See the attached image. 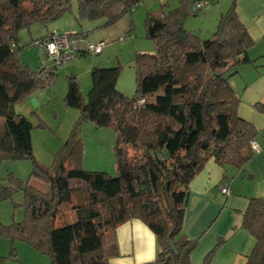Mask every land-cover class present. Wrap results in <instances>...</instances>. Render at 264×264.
<instances>
[{"label":"trees","instance_id":"obj_1","mask_svg":"<svg viewBox=\"0 0 264 264\" xmlns=\"http://www.w3.org/2000/svg\"><path fill=\"white\" fill-rule=\"evenodd\" d=\"M209 1L194 0L203 5L194 9V4L192 10L197 14ZM141 2L77 0V17L103 19L109 26ZM69 8L68 0H0V161L30 159V176L48 185V193L28 181L0 185V200L21 190L25 210L23 222L0 226V234L48 255L50 264H109L118 254L115 229L138 219L158 246L155 260L147 264H190L196 241L182 233L190 181L210 159L241 168L254 155L257 129L238 115L239 97L229 82L240 66L255 61L248 57L253 39L238 18L235 0L218 15L216 30L205 40L184 28L190 11L184 0L166 13H147L145 36L156 51L135 55L131 97L116 88L119 66L90 68L86 100L76 76L69 75L63 103L79 116L53 164L45 167L32 157L31 122L13 107L49 86L57 67L47 73L45 65L32 70L21 62L19 51L46 35L25 45L19 32L54 21ZM91 31L76 32L79 45ZM86 47L75 56L88 54ZM253 107L264 114V103ZM85 121L114 130V177L79 167L78 128ZM63 207L71 211L72 221L62 218ZM240 227L255 239L246 264H264V197L249 199ZM212 253L203 264L210 263Z\"/></svg>","mask_w":264,"mask_h":264},{"label":"rangeland","instance_id":"obj_2","mask_svg":"<svg viewBox=\"0 0 264 264\" xmlns=\"http://www.w3.org/2000/svg\"><path fill=\"white\" fill-rule=\"evenodd\" d=\"M68 1L69 10L58 19L45 23H34L28 29L24 28L19 32L20 43L27 45L47 34L65 33L63 29H67V33H73L70 29L75 26L74 32L93 29L88 35L82 37L80 44L83 48L87 44L105 42L100 55L88 53L80 57L74 56L57 67L53 76V80H56L53 87L45 86V88L36 89L13 107L16 114L28 118L31 122L33 126L31 131L32 157L34 161L45 167L53 164L55 154L60 150L62 143L68 139L79 116L77 110L67 108L63 103L67 77L76 76L81 95L86 100L90 88V68L95 65L119 66L116 88L123 95L131 97L136 89L135 55L137 53L154 54L156 51L154 42L145 36L144 20L147 13L160 15L181 5V0H142L141 4L136 6L131 13L125 14L116 23L106 26L103 19L79 20L77 0ZM193 1L184 0L190 11H187L183 26L201 40H205L211 37L216 30L217 21L214 20V16L206 15L203 18V10L195 14L192 10L195 4ZM18 57L32 70L38 69L41 65L52 64L38 47H24L19 51ZM257 129L256 137L264 140V124ZM78 135L82 142L79 167L86 171L104 172L114 177L116 174V160L113 152L114 130L95 127L94 124L85 121L80 124ZM243 166L241 173H244L246 168H253L259 172L264 166V152L254 154ZM32 168L33 164L30 159L0 161V185L15 186L17 183L25 184L28 181L39 191L48 193V185L43 178L30 176ZM244 175L247 179L250 174ZM8 176L10 178H7ZM22 203L21 190H15L9 199L0 200V226L24 221L25 210ZM66 209L65 207L61 209L62 218L68 222L72 221L73 215L69 209ZM12 246L15 249L14 254ZM0 264H50V259L48 255L40 253L24 241L18 239L13 241L8 236L0 234Z\"/></svg>","mask_w":264,"mask_h":264},{"label":"crops","instance_id":"obj_3","mask_svg":"<svg viewBox=\"0 0 264 264\" xmlns=\"http://www.w3.org/2000/svg\"><path fill=\"white\" fill-rule=\"evenodd\" d=\"M230 2L210 0L203 9V18L214 16L217 21ZM235 5L239 20L253 39L247 53L255 61L240 66L239 73L229 82L239 97L238 115L257 129L264 124V114L253 107L255 103H264V0H235ZM74 29L75 26L71 32ZM79 47L82 51L83 46L80 44ZM55 82L52 79L49 86L53 87ZM255 143L260 151L254 154L264 152V140L256 137ZM243 167H222L210 159L190 181L182 226L184 236L196 241L190 253V264H203L205 256L212 250L209 264H246L255 239L240 224L249 199L264 197V166L259 172L246 168L241 173ZM244 174H250V177L246 179ZM224 184L228 186V195L220 192L219 186ZM115 238L118 254L109 260V264H147L155 260L156 238L142 221L132 219L120 224L115 229Z\"/></svg>","mask_w":264,"mask_h":264},{"label":"built area","instance_id":"obj_4","mask_svg":"<svg viewBox=\"0 0 264 264\" xmlns=\"http://www.w3.org/2000/svg\"><path fill=\"white\" fill-rule=\"evenodd\" d=\"M203 3H196L194 9L201 8ZM104 42H98L96 44H88L86 51L90 54H98L102 52L104 48ZM32 46L38 47L42 50L47 58L51 60L52 64H45L46 71L53 72V67H58L61 64L71 60L75 54L79 51V38L76 32L73 33H51L47 34L45 38L35 41ZM140 100L139 103H142ZM254 151H259V147L255 142L251 143ZM220 192L224 195L229 194V189L226 184L219 186Z\"/></svg>","mask_w":264,"mask_h":264},{"label":"clouds","instance_id":"obj_5","mask_svg":"<svg viewBox=\"0 0 264 264\" xmlns=\"http://www.w3.org/2000/svg\"><path fill=\"white\" fill-rule=\"evenodd\" d=\"M253 142H255V141H253ZM258 146V145H257ZM253 149V148H252ZM260 149V148H259ZM255 152V151H254ZM154 258V257H153Z\"/></svg>","mask_w":264,"mask_h":264}]
</instances>
